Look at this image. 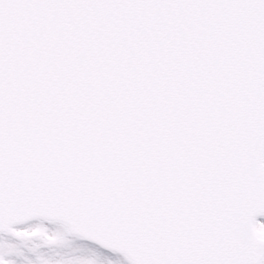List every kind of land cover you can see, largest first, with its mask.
<instances>
[{"label": "snow or ice", "instance_id": "obj_1", "mask_svg": "<svg viewBox=\"0 0 264 264\" xmlns=\"http://www.w3.org/2000/svg\"><path fill=\"white\" fill-rule=\"evenodd\" d=\"M0 264H264V0H0Z\"/></svg>", "mask_w": 264, "mask_h": 264}]
</instances>
